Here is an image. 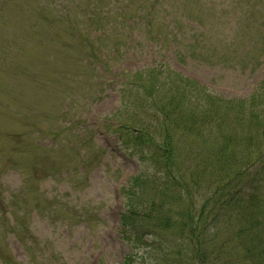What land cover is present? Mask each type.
<instances>
[{
    "label": "rangeland",
    "instance_id": "374dc122",
    "mask_svg": "<svg viewBox=\"0 0 264 264\" xmlns=\"http://www.w3.org/2000/svg\"><path fill=\"white\" fill-rule=\"evenodd\" d=\"M262 21L264 0H0V264L122 262L121 190L145 170L120 140L124 82L161 69L200 100L248 98Z\"/></svg>",
    "mask_w": 264,
    "mask_h": 264
},
{
    "label": "trees",
    "instance_id": "16d2710c",
    "mask_svg": "<svg viewBox=\"0 0 264 264\" xmlns=\"http://www.w3.org/2000/svg\"><path fill=\"white\" fill-rule=\"evenodd\" d=\"M153 72L129 75L118 112L124 148L145 165L124 189L121 264H264V84L200 100L195 81L166 88Z\"/></svg>",
    "mask_w": 264,
    "mask_h": 264
}]
</instances>
